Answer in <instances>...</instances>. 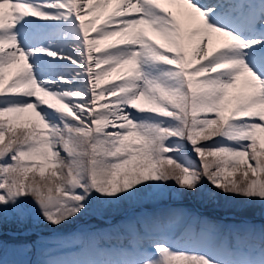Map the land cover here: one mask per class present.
I'll return each mask as SVG.
<instances>
[{
	"label": "snow or ice",
	"instance_id": "obj_1",
	"mask_svg": "<svg viewBox=\"0 0 264 264\" xmlns=\"http://www.w3.org/2000/svg\"><path fill=\"white\" fill-rule=\"evenodd\" d=\"M170 180L264 203V0H0V225L52 233L0 264H264V226L185 209L67 231Z\"/></svg>",
	"mask_w": 264,
	"mask_h": 264
},
{
	"label": "rangeland",
	"instance_id": "obj_2",
	"mask_svg": "<svg viewBox=\"0 0 264 264\" xmlns=\"http://www.w3.org/2000/svg\"><path fill=\"white\" fill-rule=\"evenodd\" d=\"M193 158L196 159L195 154H193ZM197 162L199 163L198 160ZM168 184L171 187L166 190L163 199L153 200L145 198L138 203L122 204L116 213H108L103 218H98L95 215L86 216L76 224L70 226L67 231L98 230V240L105 248H118L122 243H125L124 239L116 244L108 243L107 240H104L105 237L113 234L109 230V224L126 221L124 219L127 217L132 216L135 219L142 214H151L168 208L185 209L225 223H241L246 221L258 226H264V203L240 200L227 205L223 203L209 204L194 200L190 196L182 195L173 180L168 181ZM205 184H208L207 180H205ZM53 195H55V191H53ZM171 203L176 204L175 207L171 206ZM0 233H2V239L8 249L5 253V258L9 260L23 259V257L12 254L11 248L15 244L36 241L39 237L52 234L49 228L34 224L31 220L24 224L19 223L13 213H9L7 219L0 225Z\"/></svg>",
	"mask_w": 264,
	"mask_h": 264
},
{
	"label": "bare ground",
	"instance_id": "obj_3",
	"mask_svg": "<svg viewBox=\"0 0 264 264\" xmlns=\"http://www.w3.org/2000/svg\"><path fill=\"white\" fill-rule=\"evenodd\" d=\"M204 2H214V0H204ZM257 2H259V0H257ZM107 85H102V87H106ZM99 91V90H98ZM162 202V201H161ZM176 204L171 203V206L175 207ZM117 237L115 238H111L110 239V243H114L116 244L117 242H120V240L122 241L123 239H121V237L119 235H116ZM122 243V242H121Z\"/></svg>",
	"mask_w": 264,
	"mask_h": 264
}]
</instances>
